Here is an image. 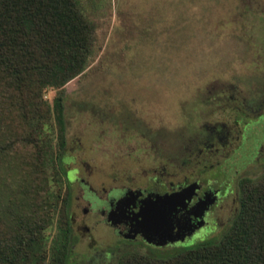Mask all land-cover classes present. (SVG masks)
Returning a JSON list of instances; mask_svg holds the SVG:
<instances>
[{
	"label": "rangeland",
	"instance_id": "1",
	"mask_svg": "<svg viewBox=\"0 0 264 264\" xmlns=\"http://www.w3.org/2000/svg\"><path fill=\"white\" fill-rule=\"evenodd\" d=\"M77 2L94 25L92 53L78 75L60 89H47L43 97L50 102L57 93L63 96V156L71 158L65 165L76 167L95 188L107 186L112 177L116 182L125 175L139 179L141 169L157 164L148 155L150 142L130 119L175 131L166 135L174 151L184 134L233 116L215 107L200 118L194 110L202 111L207 86L217 83L248 99L264 94V0ZM194 126L193 133L187 132ZM13 169L8 159L0 162V201L6 188H14ZM174 170L177 180L183 171L179 166ZM247 170L251 176L260 173L254 165ZM232 206L231 197L223 201L220 222ZM57 220L46 230L49 243L57 236ZM78 236L69 244L68 264H102L92 262L93 254L112 241L108 232L96 227ZM113 263L112 258L107 262Z\"/></svg>",
	"mask_w": 264,
	"mask_h": 264
},
{
	"label": "trees",
	"instance_id": "2",
	"mask_svg": "<svg viewBox=\"0 0 264 264\" xmlns=\"http://www.w3.org/2000/svg\"><path fill=\"white\" fill-rule=\"evenodd\" d=\"M94 41L77 0H0V162L8 159L15 175L0 201V264H68L63 96H43L84 69ZM118 264H264V173L240 182L238 213L216 236L126 253Z\"/></svg>",
	"mask_w": 264,
	"mask_h": 264
},
{
	"label": "flooded vegetation",
	"instance_id": "3",
	"mask_svg": "<svg viewBox=\"0 0 264 264\" xmlns=\"http://www.w3.org/2000/svg\"><path fill=\"white\" fill-rule=\"evenodd\" d=\"M216 84L204 89L206 95L199 104L202 111H194L204 118L208 108L217 107L222 112L232 111L233 116L227 121L214 119L194 135L184 134L174 151L173 139H166L175 131L151 129L130 119L140 136L150 142L152 164L157 162L141 169L139 179L125 175L122 182H116L112 177L107 186L95 188L76 167L66 166L70 157L62 156L70 195L68 242L96 227L112 238L93 254L92 262L107 264L112 258L113 264H118L126 253L169 252L214 237L232 222L238 213L240 182L264 173V94L248 99ZM261 91L264 93V88ZM196 127L187 128V132L193 133ZM250 165L258 166L260 173L251 176L247 172ZM175 166L183 171L177 180ZM193 166L197 169L188 172ZM228 197L233 206L220 222L217 214ZM71 208L77 212L74 216Z\"/></svg>",
	"mask_w": 264,
	"mask_h": 264
}]
</instances>
